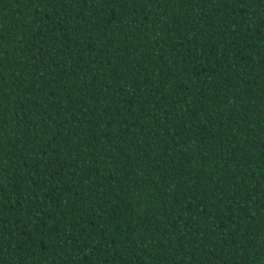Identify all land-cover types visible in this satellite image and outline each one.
Segmentation results:
<instances>
[{
	"label": "trees",
	"instance_id": "1",
	"mask_svg": "<svg viewBox=\"0 0 264 264\" xmlns=\"http://www.w3.org/2000/svg\"><path fill=\"white\" fill-rule=\"evenodd\" d=\"M0 264H264V0H0Z\"/></svg>",
	"mask_w": 264,
	"mask_h": 264
}]
</instances>
